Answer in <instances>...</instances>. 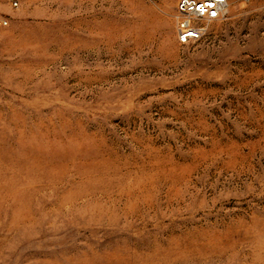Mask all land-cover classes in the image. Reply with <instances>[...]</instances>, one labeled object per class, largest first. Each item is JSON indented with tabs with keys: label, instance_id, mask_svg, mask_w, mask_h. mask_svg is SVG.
Listing matches in <instances>:
<instances>
[{
	"label": "rangeland",
	"instance_id": "obj_1",
	"mask_svg": "<svg viewBox=\"0 0 264 264\" xmlns=\"http://www.w3.org/2000/svg\"><path fill=\"white\" fill-rule=\"evenodd\" d=\"M177 2L0 0V264H264V0Z\"/></svg>",
	"mask_w": 264,
	"mask_h": 264
},
{
	"label": "built area",
	"instance_id": "obj_2",
	"mask_svg": "<svg viewBox=\"0 0 264 264\" xmlns=\"http://www.w3.org/2000/svg\"><path fill=\"white\" fill-rule=\"evenodd\" d=\"M12 7H18L21 0H7ZM228 8V0H178L176 34L183 44L195 42L203 37L208 22L221 19ZM9 24V18L0 9V26Z\"/></svg>",
	"mask_w": 264,
	"mask_h": 264
}]
</instances>
